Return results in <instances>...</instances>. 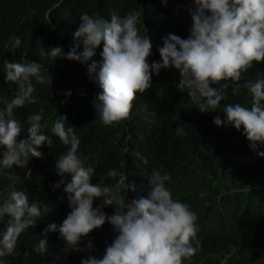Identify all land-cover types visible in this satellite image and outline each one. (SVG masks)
<instances>
[{"label": "clouds", "instance_id": "clouds-1", "mask_svg": "<svg viewBox=\"0 0 264 264\" xmlns=\"http://www.w3.org/2000/svg\"><path fill=\"white\" fill-rule=\"evenodd\" d=\"M161 2L166 4L167 0ZM192 3L196 8L190 9V35L185 39L168 33L159 49L161 62H148L151 40L147 34H139L137 17L132 13L112 15L108 21L82 14L78 29L73 26L70 41L43 48L42 57L48 63L58 58L72 60L78 71L95 73L96 78L90 81L98 92L93 98L99 101L95 109L100 119L95 120L103 127L128 118L137 93H144L161 74H173L178 91L187 89L188 97L198 105L191 110L199 116L213 117L222 131L238 137L248 150L245 161L264 169V160L259 162L264 157V73L255 82L243 85L251 104L229 102L224 91L233 86L235 92L242 86L238 83L241 74L254 62H264V0ZM73 36L82 38V46L68 49ZM14 44L19 47L21 39L16 37ZM41 67L44 70L47 66L30 59L5 61V79L16 85L17 92L0 110L2 171L3 167H23L27 162L32 168L52 146L40 114L28 115L22 125L13 110L35 103L33 77L38 84L52 85V77L41 74ZM70 94L62 101V108L71 101ZM68 120L64 114L51 128L52 138L62 149L51 169L53 187L61 192L64 209L71 211L58 229L55 223L45 229L35 251L46 253L47 233L58 230L72 251H84L82 242L88 249L95 246L104 251L102 258L89 256L82 258L81 264H184L192 260L201 250L197 213L174 194L168 185V173L153 171L142 196L135 199L130 195L127 200L126 190L135 191L136 185L127 184V175L114 169L108 172L110 177H118L114 186L106 183V176L99 178L80 157V139L73 127H65ZM183 132V127L177 126V135ZM12 188L7 198L0 199V222L7 218V226L0 232V257L10 255L22 233L35 226L33 218L41 216L25 192ZM94 234L100 240L92 237ZM227 244L226 240L217 243L222 250ZM226 259L223 256L222 262Z\"/></svg>", "mask_w": 264, "mask_h": 264}, {"label": "trees", "instance_id": "trees-1", "mask_svg": "<svg viewBox=\"0 0 264 264\" xmlns=\"http://www.w3.org/2000/svg\"><path fill=\"white\" fill-rule=\"evenodd\" d=\"M195 8L192 0H167L166 4L161 0H0V110L17 92L16 85L5 79V61L41 62L47 66L44 70L41 67V74L52 77V85L38 84L33 77L35 103L13 109L22 125L28 115L40 114L52 146L32 168L27 162L23 167L0 170V199L18 187L41 213L33 218L35 226L22 233L15 250L0 257L3 264H81L82 258H102L104 254L95 246L88 249L83 242L84 251H72L58 230L47 233L46 253L35 251L45 229L52 223L58 229L71 211L64 209L65 200L52 184L51 164L62 149L52 138L51 128L64 114L69 116L65 127H73L80 139V157L99 178L106 176V183L114 186L118 177L108 175L114 169L127 175V184L136 185L135 191L126 190L127 200L130 195L135 199L142 196L153 171L168 173L169 187L190 204L198 218L201 250L184 264H264V169L245 161L248 150L238 137L222 131L213 117L193 112L198 105L188 97L187 89L178 91L173 74H161L144 93H137L128 118L103 127L95 120L100 119L95 109L99 101L93 98L98 92L90 82L95 73L78 71L72 60L58 58L48 63L42 57L43 48L70 41L82 14L108 21L112 15L132 13L137 17L139 34H147L151 40L148 62H161L163 38L173 33L186 39ZM16 37L21 39L19 47L14 44ZM82 43V38L73 36L67 48L81 47ZM263 73L264 62H254L241 74L238 83L242 86L235 92L233 86L224 90L228 101L251 104L243 85L255 82ZM67 93H71V101L62 108ZM177 126L184 129L180 135ZM6 226L7 218L0 222V232ZM92 237L100 240L98 234ZM220 240L228 241L223 250L217 245ZM223 256L227 259L222 262Z\"/></svg>", "mask_w": 264, "mask_h": 264}, {"label": "bare ground", "instance_id": "bare-ground-1", "mask_svg": "<svg viewBox=\"0 0 264 264\" xmlns=\"http://www.w3.org/2000/svg\"><path fill=\"white\" fill-rule=\"evenodd\" d=\"M134 1V0H133ZM140 5V4H139ZM140 7V6H139ZM168 74V73H167ZM181 109V108H180ZM184 111V110H183ZM231 191V190H230Z\"/></svg>", "mask_w": 264, "mask_h": 264}]
</instances>
